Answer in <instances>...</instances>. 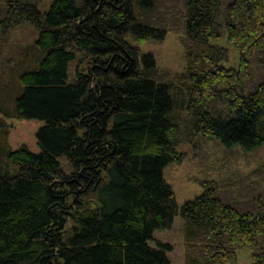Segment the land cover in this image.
I'll return each mask as SVG.
<instances>
[{
    "label": "trees",
    "instance_id": "16d2710c",
    "mask_svg": "<svg viewBox=\"0 0 264 264\" xmlns=\"http://www.w3.org/2000/svg\"><path fill=\"white\" fill-rule=\"evenodd\" d=\"M0 0V264H169L149 242L175 215L185 264H264L257 183L178 205L163 169L180 144L264 145V0ZM36 37L20 45L18 26ZM179 36L186 69L140 46ZM226 38L237 68L219 62ZM43 120L40 149L8 143L7 119ZM62 157H65L63 159Z\"/></svg>",
    "mask_w": 264,
    "mask_h": 264
},
{
    "label": "rangeland",
    "instance_id": "374dc122",
    "mask_svg": "<svg viewBox=\"0 0 264 264\" xmlns=\"http://www.w3.org/2000/svg\"><path fill=\"white\" fill-rule=\"evenodd\" d=\"M46 5L50 0H46ZM32 26H18L12 41L20 45L32 43L36 37ZM213 43L227 49V57L220 60L226 68H237L239 52L225 37L212 40ZM144 53H151L161 69L169 70L172 74L186 69V56L178 35L167 32L163 39L148 41L140 46ZM8 143L15 150L25 145L33 152L40 149L36 141V132L44 124L43 120L10 118ZM174 161L163 169L165 181L172 187L178 205L190 200L203 192L201 182L213 180L221 187L231 188L234 183H257L259 177L256 169L264 163V145L259 151L245 152L232 148L226 149L215 140L197 138L192 144H180ZM65 159V157H62ZM158 242L170 245L167 251L169 264H185V249L183 240V224L179 215L173 217L167 229L156 230L150 240L152 246ZM232 264H251L250 250L240 248L237 260Z\"/></svg>",
    "mask_w": 264,
    "mask_h": 264
}]
</instances>
